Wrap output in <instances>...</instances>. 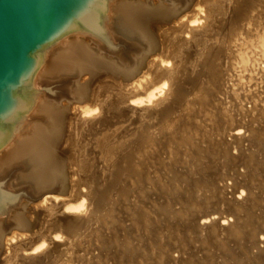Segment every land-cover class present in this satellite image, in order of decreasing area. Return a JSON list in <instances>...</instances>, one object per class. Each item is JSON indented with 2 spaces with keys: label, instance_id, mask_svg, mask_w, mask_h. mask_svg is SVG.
I'll return each mask as SVG.
<instances>
[{
  "label": "bare ground",
  "instance_id": "bare-ground-1",
  "mask_svg": "<svg viewBox=\"0 0 264 264\" xmlns=\"http://www.w3.org/2000/svg\"><path fill=\"white\" fill-rule=\"evenodd\" d=\"M104 30L47 48L0 149V264H264V0H109Z\"/></svg>",
  "mask_w": 264,
  "mask_h": 264
},
{
  "label": "water",
  "instance_id": "water-1",
  "mask_svg": "<svg viewBox=\"0 0 264 264\" xmlns=\"http://www.w3.org/2000/svg\"><path fill=\"white\" fill-rule=\"evenodd\" d=\"M108 8L109 0H0V149L31 109L48 47L79 30L114 45L104 30ZM18 195L0 184V211Z\"/></svg>",
  "mask_w": 264,
  "mask_h": 264
},
{
  "label": "rangeland",
  "instance_id": "rangeland-1",
  "mask_svg": "<svg viewBox=\"0 0 264 264\" xmlns=\"http://www.w3.org/2000/svg\"><path fill=\"white\" fill-rule=\"evenodd\" d=\"M155 34H157V33H155ZM82 82V81H81ZM37 87V89L39 90V91H41L42 93H52V92H49L48 91V89H53V86H45V85H37L36 86ZM63 89V85H61V87H58V90H62ZM55 90V89H54ZM61 105H64V104H67V102L66 101H60L59 102ZM70 113H72V111H70ZM29 118V117H28ZM65 145L66 144H61V146H60V148L62 149V148H65ZM2 183H4V181H2ZM8 189L9 190H11L9 187H8ZM20 194V193H19ZM21 203H25V204H29V206L27 207V208H30L31 206H32V204H33V202H29V201H27L25 198H21L20 199V203L19 204H21ZM31 215H33V214H31Z\"/></svg>",
  "mask_w": 264,
  "mask_h": 264
}]
</instances>
